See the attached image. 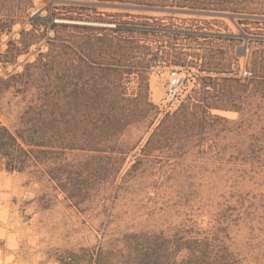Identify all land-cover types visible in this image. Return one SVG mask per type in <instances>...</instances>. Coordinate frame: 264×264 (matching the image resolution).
<instances>
[{
    "label": "trees",
    "instance_id": "1",
    "mask_svg": "<svg viewBox=\"0 0 264 264\" xmlns=\"http://www.w3.org/2000/svg\"><path fill=\"white\" fill-rule=\"evenodd\" d=\"M95 2L226 12L241 15L240 24L264 22V0L59 2L53 17L74 22L55 23V37L48 40V48L23 73L0 74V97L13 87L36 89L18 127L0 123V159L8 171L32 170L40 177L44 175L42 165L48 164L51 178L78 208L92 198L84 185L101 161L106 163L107 184L102 201L114 203L125 183L151 158L171 160L173 152L177 155L191 148V136L206 134L214 119L229 121L214 115L212 109L237 111L240 123L264 121L263 33L249 40L250 75L243 77L228 63L223 45L216 57L210 47L193 55L180 43L156 45L153 40L155 36L204 40L228 36L204 32L200 26L169 24L149 15L102 11ZM33 6L34 0H0V44ZM244 30L252 33L249 26ZM250 42L257 45L252 47ZM158 61L196 67L202 74L198 87L173 112L163 113L151 98L150 77ZM145 123L148 140L121 177L137 147L123 136L136 124ZM256 128L264 134V126ZM210 145L211 151L216 150L217 145ZM261 148L264 150V143ZM241 151L247 165L255 160L250 158L252 143ZM76 154L81 156L78 162L72 160ZM104 214L102 239L61 254V264H264L261 255L250 251L255 235L264 238V223L259 221L264 205L249 193L228 196L205 226L187 219L158 229H115L111 227L112 213Z\"/></svg>",
    "mask_w": 264,
    "mask_h": 264
},
{
    "label": "rangeland",
    "instance_id": "2",
    "mask_svg": "<svg viewBox=\"0 0 264 264\" xmlns=\"http://www.w3.org/2000/svg\"><path fill=\"white\" fill-rule=\"evenodd\" d=\"M62 1L66 0H34V6L26 16L20 18L12 31L3 37L0 61L4 66L15 63L22 54L38 47L48 37H55V23L74 22L64 16L53 17L54 7ZM97 3L99 2H95L96 5ZM97 6L102 11L149 15L169 24L200 26L204 32L228 36L229 39L224 40L155 36L153 40L156 45L180 43L186 48L185 51L193 55L202 54L210 47L216 57L219 56L220 45H223L227 50L228 63L233 64V70L240 76L244 70H248L246 54L249 40L260 37L258 33H263L264 36V22L240 24L238 20L242 16L239 14L230 13L235 16L231 19L196 13ZM248 26L252 31L250 34L244 30ZM250 45L253 47L257 44L250 42ZM40 56L41 52L36 58ZM174 67H182L192 73L188 95L198 87L199 75H202L196 67L158 61L150 77L151 98L163 113L176 111L183 102L180 101L172 108L166 107L169 70ZM21 88L23 90L13 87L0 97V123L13 129L19 126L20 116L36 93L33 87ZM212 113L229 121L214 119V125L210 126L206 134L191 136V148L187 152L181 150L177 155L173 152L174 157L171 160L158 156L151 158L125 183L119 199L114 203L102 201L107 185L104 161H101L99 169L94 174L91 173L84 185L92 194L91 200L78 208L51 178L48 164L42 165L44 175L40 177L32 170L8 171L4 161L0 159V176L3 178L0 184V222L12 232L15 244L14 264H61L58 261L61 254L97 244L102 239L103 222L106 219L104 213L108 211L112 213V228L158 229L187 219L205 226L219 208V204L228 196L237 193H249L254 199L258 197L264 205V150L261 148L264 134L256 128L264 126V121L240 123V113L233 110L215 108ZM157 123L158 121L154 126ZM148 127L146 123L136 124L123 136L130 144L137 143V147L121 177L146 144L150 135V131L147 132ZM248 142L252 143L254 152L250 158L255 159L249 165L242 161L245 157L241 151ZM209 143L217 145L216 150L211 151ZM72 160L78 162L81 156L76 154ZM75 175L78 176V173ZM259 219L264 223V215L259 216ZM243 236L244 232L241 233V238ZM251 244L250 251L264 259V238L255 235V242ZM2 246L1 238L0 247Z\"/></svg>",
    "mask_w": 264,
    "mask_h": 264
},
{
    "label": "built area",
    "instance_id": "3",
    "mask_svg": "<svg viewBox=\"0 0 264 264\" xmlns=\"http://www.w3.org/2000/svg\"><path fill=\"white\" fill-rule=\"evenodd\" d=\"M49 39L50 37H48V39L41 43L38 47H33L30 52L22 54L18 61L13 64L4 66L0 61V74L5 77H10L22 72L25 66L36 58V55L39 52L45 51L48 48ZM249 75L250 72L248 70L243 71V77H247ZM191 78L192 73L186 69H183L182 67H174L169 70L166 107L172 108L175 104L182 101L188 95Z\"/></svg>",
    "mask_w": 264,
    "mask_h": 264
},
{
    "label": "water",
    "instance_id": "4",
    "mask_svg": "<svg viewBox=\"0 0 264 264\" xmlns=\"http://www.w3.org/2000/svg\"><path fill=\"white\" fill-rule=\"evenodd\" d=\"M97 5L106 8H116V9H139V10H149V11H159V12H181V13H196L214 16H226L234 19L235 16L226 12H212V11H198L191 9H178V8H167L158 6H144L135 4H125V3H114V2H99Z\"/></svg>",
    "mask_w": 264,
    "mask_h": 264
},
{
    "label": "crops",
    "instance_id": "5",
    "mask_svg": "<svg viewBox=\"0 0 264 264\" xmlns=\"http://www.w3.org/2000/svg\"><path fill=\"white\" fill-rule=\"evenodd\" d=\"M3 182V178L0 176V184ZM2 209L0 210L1 213ZM3 240V246L0 247V264H14L15 257V244L12 237L11 230L4 228L2 222H0V239Z\"/></svg>",
    "mask_w": 264,
    "mask_h": 264
}]
</instances>
